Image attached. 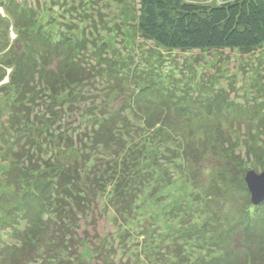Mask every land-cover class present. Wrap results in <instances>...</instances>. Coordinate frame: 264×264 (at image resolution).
<instances>
[{
	"label": "trees",
	"instance_id": "trees-1",
	"mask_svg": "<svg viewBox=\"0 0 264 264\" xmlns=\"http://www.w3.org/2000/svg\"><path fill=\"white\" fill-rule=\"evenodd\" d=\"M2 1L0 61L4 65L7 62L11 72L7 77L5 103L10 115L0 120L5 124L4 129L15 135L17 145L24 141L26 150H12L14 161L0 180V208H5L4 199L9 200V195L21 193L18 203L24 205L12 211L20 218L26 216L29 219L23 232L17 233L15 228L11 234L15 243L0 248V264H116L104 254L103 238H97V243L93 244L95 242L80 235L82 223L92 217L95 209L109 211L114 225L131 217L139 194L153 179V172L145 167L148 155L151 154V161L156 165L184 147L183 155L195 164L204 157L219 162L223 155L231 161L228 154L233 153L231 148L225 150L226 144L232 148L236 145L230 139L231 135L220 129L214 149L205 142L193 149L189 142L183 145L179 141L189 138L185 128L177 124L181 121L179 117L194 119L195 104L199 101L201 109L206 107L203 99L194 98L189 92L196 88L184 80L177 86L179 95L176 100L172 96L151 92L159 100L158 104L155 99L157 104L154 107V104L145 102L140 104V99H136L141 92L152 91L146 87H140L137 94L132 90V95L125 99V106L111 110L102 102L96 106L95 91L99 78L109 77L108 89L112 91L119 87L123 92L121 83L128 80L129 72L122 63L102 59L100 52L93 54L100 60L97 67L83 63V53L85 55V51L91 52L97 46L88 48L84 45V40L73 34L78 31L76 26L62 22L59 27L65 23L69 28L53 35L51 30L37 24L40 3L45 6L56 3L65 9L59 2L68 4L67 0H48L47 3L35 0V5L27 1L6 0L5 5L11 3L10 9L3 7ZM137 2L134 21L139 36L163 52L230 50L245 54L264 47V0H218L214 5L186 0ZM84 3L79 0V9ZM72 10L76 15L82 12L88 17L86 8L77 13L75 7ZM11 31L16 35L13 41L9 38ZM156 54L157 57L162 55L161 51ZM182 86L191 88L180 91ZM261 86L255 81L250 89L260 94ZM203 89L201 86L195 96L201 95ZM222 92V88L216 92L215 101L212 98L207 107L212 116L222 111V104L218 102ZM234 104L235 107L229 109L239 116L245 109ZM255 105V111L263 114V103ZM182 110L184 116L180 113ZM246 112H249L248 107ZM260 122L261 119L255 130L264 136L259 132L264 127ZM248 126L244 135L252 140L253 127ZM22 127L24 130L21 131ZM171 130L176 134H170ZM0 137L5 139L6 135L0 134ZM251 146L252 143L248 149ZM197 149L198 156L194 152ZM157 155L160 158H156ZM219 171L221 178L229 172ZM198 174L199 169L195 172ZM222 181L225 183L224 178L220 179V185H224ZM214 183L204 184L209 200L214 197L216 181ZM13 189L17 190L13 192ZM229 194L230 191L226 190L222 200L214 201V207L209 200L204 202L202 210L208 215L215 206L219 212L223 211V197ZM26 198L30 203L25 204ZM224 223L220 222V225ZM207 225L211 226L207 234L213 243L209 254L211 259L203 264H264V203L253 210L246 226L235 227L227 222L221 229L213 223ZM93 248L95 258L84 260L81 253H88Z\"/></svg>",
	"mask_w": 264,
	"mask_h": 264
},
{
	"label": "rangeland",
	"instance_id": "rangeland-1",
	"mask_svg": "<svg viewBox=\"0 0 264 264\" xmlns=\"http://www.w3.org/2000/svg\"><path fill=\"white\" fill-rule=\"evenodd\" d=\"M16 1H27L30 5H35V0ZM45 1L48 2V0ZM82 1L85 3L80 6V9L86 8L88 17L82 15V12L76 15L72 10L75 7L76 13L80 12L79 0H67L68 4L60 1L59 3L61 6H65V9L56 3L47 6L40 3L39 12L41 14L37 24L51 30L53 35L56 32H61L62 29L66 31L69 28L64 25L65 23L61 25L62 28L59 27L62 22L76 26L79 32L73 34L82 38L84 45H88V48H92V45L97 46L91 52L85 51V55L84 53L80 54L83 56V63L86 62L97 67L96 63L100 60L95 59L93 54L96 55L100 52L102 59L104 57L110 61L113 59L116 64L122 63L127 68L128 80L125 79L121 83L123 92L119 87L113 88L112 91L108 89L110 88L107 85V83L110 84L107 82L109 77L99 78L95 91L97 92L96 106L98 102L107 105L109 110L119 108L121 105L125 106V99L129 98L133 91L134 94H137L140 87H146L152 91L141 92L136 96V99H140V104L145 102L150 105L154 104V107L157 104L155 99L158 100V98L151 92L155 95L172 96L176 100L179 95L177 86L184 80L186 84H190L196 89L182 86L180 91L191 88L189 92L193 94L192 96L203 99L206 107L201 109V101L195 104L196 111L192 112L194 119L190 117L191 119L187 120L185 117L180 118L177 115L181 119V121H177V124L179 123L185 128L189 137L188 140L179 141L183 145L189 142L193 149L205 142L206 145H211L214 149L217 134L224 131L231 135L230 139L236 147L232 148L231 145L226 144L225 150L231 148L233 154H228L231 161H227L223 155L219 161L222 162L221 166L218 164L219 162L210 157L209 159L204 157L195 164L183 155L184 147L156 165H153L155 162L151 161V154H147L148 159L145 167L153 172V179L139 194L131 217L114 225L112 223L114 222L113 216L109 211L95 209L92 217L82 223L80 235L85 237V240L95 242L93 244L97 243V238H103L105 241L103 252L108 254V259L116 264H203L204 261L211 259L209 254L212 252L211 245L213 243L207 234V230L211 226L207 224L213 223L222 229L227 222L235 224V227L244 222L240 225L243 227L249 222V218L252 217L253 210L256 208L250 203L244 176L250 170L258 174L264 170L262 167L264 149L261 151V148H264V136L258 135L255 130L259 125V119H261V125L264 124V111L263 114L255 111L257 110L255 104L263 103L264 105V47L256 52L245 54L230 50L163 52L158 47L156 48L151 41L139 36L134 21L138 8L137 0ZM2 2L3 7L10 9V2L7 1V5H5L6 0ZM186 2L214 5L218 3V0H186ZM0 14H2V7H0ZM93 24L96 25L95 28ZM9 38L11 41L16 38L13 31L9 33ZM157 51H161L160 57H157ZM5 64L7 65V62ZM6 65L0 61V77H2L0 78V119L10 115L8 114L9 108L5 103L8 93L7 77L11 69ZM254 78L256 80H253ZM255 81L256 84L260 82L262 85L260 94L252 92L250 89L252 85H255ZM150 86L152 88H149ZM201 86L204 87L202 94L195 96V92H198ZM221 88L223 92L218 102L222 104V111L212 116L207 107H209L212 98L215 101L214 94ZM216 94L218 95V93ZM131 100H135V98ZM181 103L183 104L182 101ZM234 103L240 104V108L244 107L245 109L239 116L229 109L230 106L235 107ZM247 107L249 112H246ZM184 112L183 110L180 112L183 113L182 116H184ZM1 120L0 134L6 135V138L0 137V180L14 161L12 150L21 149L23 152L26 150V147L25 149L23 147L24 141L18 142V146L13 138L15 135L4 129L5 124ZM249 124L253 127L254 138L252 140L250 137L248 140L246 138L248 136L244 135L245 131L248 132ZM70 126L73 127L72 124ZM22 130H24L23 127ZM170 132L172 135L176 134L173 133V130ZM259 132L264 133V127ZM14 143L16 144L13 145ZM251 143V149H248L247 146H250ZM218 147L219 145H217ZM253 150H257V152ZM198 151L199 149L194 150L195 154L197 153L196 156L200 154ZM156 158L160 157L157 155ZM226 164L229 165L222 167ZM197 169H199V174L195 175ZM221 169L223 172L229 171L224 174L225 177L223 176L225 183L223 181L222 183L224 185H220V179L223 180L219 174ZM242 171L243 173H241ZM214 181H216V185L213 186L214 197L209 200L208 193L204 190V184H212ZM14 190L17 189L12 191L14 192ZM226 190L230 191V196L223 197L224 210L219 212L215 206L212 208V214H216H206L202 210L204 202L209 200L214 207V201L222 200L221 196ZM21 197V193L17 196L14 193L9 195L7 197L10 198L9 200L4 199L6 201L3 204H6L5 208H0V248H7L15 243V239H11L14 229H17V233L23 232L28 223L29 218L26 219V216L20 218L17 216V212L12 211L17 207L19 210L24 205L18 203ZM27 203H30L29 199L25 204ZM194 212L196 213L193 214ZM190 213H192L191 216ZM220 222L225 223L220 225ZM204 226L206 229L203 228ZM93 252H96L94 248L88 253H81V257L90 261L91 258H95ZM179 255H181L180 260L178 259Z\"/></svg>",
	"mask_w": 264,
	"mask_h": 264
},
{
	"label": "water",
	"instance_id": "water-1",
	"mask_svg": "<svg viewBox=\"0 0 264 264\" xmlns=\"http://www.w3.org/2000/svg\"><path fill=\"white\" fill-rule=\"evenodd\" d=\"M244 182L251 205L254 207L262 205L264 203V170L259 174L253 170L246 172Z\"/></svg>",
	"mask_w": 264,
	"mask_h": 264
}]
</instances>
